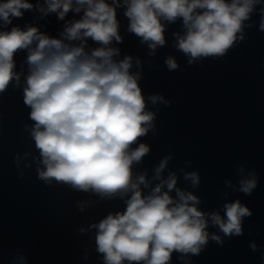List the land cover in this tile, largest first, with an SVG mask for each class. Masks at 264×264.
Masks as SVG:
<instances>
[{"label": "clouds", "instance_id": "clouds-1", "mask_svg": "<svg viewBox=\"0 0 264 264\" xmlns=\"http://www.w3.org/2000/svg\"><path fill=\"white\" fill-rule=\"evenodd\" d=\"M121 10L126 32L147 47L149 57L167 45L169 27L179 22L172 47L189 66L225 57L246 39L254 14L260 16L257 30L264 32V0H0V95L9 87L21 90L31 121L24 131L33 144L14 163L18 169L34 166L46 186L87 194L75 201L80 213L101 202H122V209L90 218L78 229L92 234L100 264H173L174 257L192 264L210 240L223 245L225 237L243 236L252 212L240 199L228 200L227 192L219 209L203 208L194 191L201 184L199 172L171 169V154L151 174L138 170L151 151L144 138L156 132V105L171 101L145 94L142 60L118 47L124 41ZM28 12L36 20L54 14L63 22L58 34L35 22L14 23ZM20 53L25 55L18 66ZM165 66L180 68L173 55ZM236 170L238 180L225 179V188L251 195L258 176L245 173L242 164ZM181 176L190 189L180 185ZM249 247L259 250L255 242ZM12 264H27L20 249Z\"/></svg>", "mask_w": 264, "mask_h": 264}, {"label": "water", "instance_id": "water-1", "mask_svg": "<svg viewBox=\"0 0 264 264\" xmlns=\"http://www.w3.org/2000/svg\"><path fill=\"white\" fill-rule=\"evenodd\" d=\"M35 15L28 12L14 23L23 26L35 22L42 30L58 34L63 22L54 14L40 20ZM118 18L124 37L118 47L142 60L145 94L158 93L171 101L167 107L156 105V132L144 138L151 151L138 170L147 169L151 174L153 166L171 154V169L199 172L201 184L194 191L202 198L203 208L219 209L227 192L228 200L240 199L252 212L243 222V236L225 237L223 245L210 240L199 256L191 258L192 264H264V32L256 27L259 14L252 17L254 26L245 30L246 39L225 57L191 66L172 47V33L180 30L179 22L169 27L167 45L149 57L147 47L126 32L128 22L122 10ZM24 55L16 56L18 66ZM169 55L176 57L178 70L166 68ZM28 112L21 90L9 87L0 95V264H12L17 249L27 257V264H100L90 240L92 234L81 235L78 229L87 226L90 218L99 220L124 205L118 200L101 202L80 213L75 201L89 198L87 194L59 184L46 186L37 179L34 166L23 169L21 164L18 169L16 154L33 147L24 131V125L31 123ZM185 162L191 166L186 167ZM240 164L245 173L254 171L258 176V186L251 195L224 186L225 179L236 183V166ZM180 185L190 189L182 176ZM250 242L259 250L251 251ZM173 264L180 262L174 257Z\"/></svg>", "mask_w": 264, "mask_h": 264}]
</instances>
